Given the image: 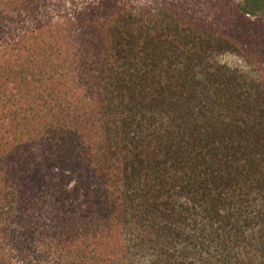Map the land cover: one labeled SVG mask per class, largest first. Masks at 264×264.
Here are the masks:
<instances>
[{
  "label": "trees",
  "instance_id": "trees-1",
  "mask_svg": "<svg viewBox=\"0 0 264 264\" xmlns=\"http://www.w3.org/2000/svg\"><path fill=\"white\" fill-rule=\"evenodd\" d=\"M0 264H264V0H0Z\"/></svg>",
  "mask_w": 264,
  "mask_h": 264
},
{
  "label": "rangeland",
  "instance_id": "rangeland-1",
  "mask_svg": "<svg viewBox=\"0 0 264 264\" xmlns=\"http://www.w3.org/2000/svg\"><path fill=\"white\" fill-rule=\"evenodd\" d=\"M218 61L221 64H225L228 67L238 69L241 72L247 71V67L244 64V61L240 57H238V55L222 54L221 56L218 57Z\"/></svg>",
  "mask_w": 264,
  "mask_h": 264
}]
</instances>
